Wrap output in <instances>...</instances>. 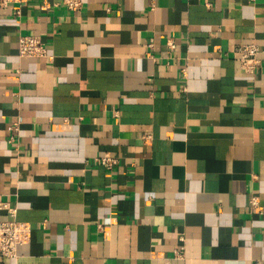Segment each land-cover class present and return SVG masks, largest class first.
Instances as JSON below:
<instances>
[{
  "label": "crops",
  "instance_id": "obj_1",
  "mask_svg": "<svg viewBox=\"0 0 264 264\" xmlns=\"http://www.w3.org/2000/svg\"><path fill=\"white\" fill-rule=\"evenodd\" d=\"M78 1L0 0V264H264V0Z\"/></svg>",
  "mask_w": 264,
  "mask_h": 264
},
{
  "label": "built area",
  "instance_id": "obj_2",
  "mask_svg": "<svg viewBox=\"0 0 264 264\" xmlns=\"http://www.w3.org/2000/svg\"><path fill=\"white\" fill-rule=\"evenodd\" d=\"M65 4L69 9L77 11L81 7L78 0H65ZM173 43H169V47L173 48ZM239 55L240 64L250 74H256L261 67L262 60L259 58L261 50L255 43L239 45L235 48ZM18 54L20 57L39 58L48 56V47L46 42L39 36L24 35L18 41ZM117 113V112H115ZM18 124L9 126V131H17ZM95 162L108 170H111L118 164L116 158L107 155L95 157ZM252 206H257L256 200L251 201ZM3 211L9 212L14 218L3 219L1 214ZM16 209L9 207L5 202L0 201V258H16L18 248L28 244L31 240L32 227L30 223L21 222L15 219Z\"/></svg>",
  "mask_w": 264,
  "mask_h": 264
}]
</instances>
